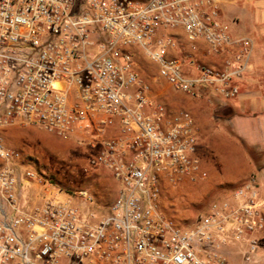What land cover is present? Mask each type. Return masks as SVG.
<instances>
[{
	"label": "built area",
	"instance_id": "obj_1",
	"mask_svg": "<svg viewBox=\"0 0 264 264\" xmlns=\"http://www.w3.org/2000/svg\"><path fill=\"white\" fill-rule=\"evenodd\" d=\"M225 1L0 0V131L76 136L98 148L118 185L97 213L85 190L73 199L15 164L20 154L0 132V264H232L231 249L239 264H257L264 216L254 177L191 224L162 212L163 188L199 170L197 128L188 111L152 97L135 60L173 91L234 98L250 44L227 31ZM174 30L226 54L223 66L175 54Z\"/></svg>",
	"mask_w": 264,
	"mask_h": 264
},
{
	"label": "crops",
	"instance_id": "obj_2",
	"mask_svg": "<svg viewBox=\"0 0 264 264\" xmlns=\"http://www.w3.org/2000/svg\"><path fill=\"white\" fill-rule=\"evenodd\" d=\"M221 19L233 38H245L250 44L246 67L236 78L237 96L223 99L208 89L191 97L173 91L156 74L150 76L155 80L150 84L152 97L171 109L188 111L197 128L194 156L199 170L192 181L186 180L177 187L165 186L161 202H168L172 207L179 203L174 202L178 195L193 203L210 202L208 210L211 203L230 198L232 191L254 177L264 216V0H226ZM172 33L178 37L175 54L185 52L200 64L223 66L226 54H206L202 42H186L181 30ZM235 51L232 48L231 52ZM15 127L0 131L8 147L18 145L15 134L20 130ZM36 189L32 186L30 190L33 198L37 196ZM257 237L264 246V228ZM230 252L235 264H239L234 255L236 251ZM256 261L264 264V248L258 251Z\"/></svg>",
	"mask_w": 264,
	"mask_h": 264
},
{
	"label": "rangeland",
	"instance_id": "obj_3",
	"mask_svg": "<svg viewBox=\"0 0 264 264\" xmlns=\"http://www.w3.org/2000/svg\"><path fill=\"white\" fill-rule=\"evenodd\" d=\"M135 60L139 75L147 83L154 84L155 80L150 76L156 74V68L142 55H138ZM15 128L20 130L15 134L18 145L9 147L20 154V159L15 164L33 170L49 189L59 191L73 199L77 191L85 190L92 198L89 204L91 209L97 213L107 211L116 196L118 185L98 164V148L85 145L82 139L76 136H58L36 127ZM165 189L167 187H164ZM177 201L179 203L172 207L168 206V202H161V210L167 217L187 225L206 213L210 203H193L178 195L174 198V202ZM263 248L264 246L260 244L259 250ZM233 258V256L229 258L232 264L236 262Z\"/></svg>",
	"mask_w": 264,
	"mask_h": 264
}]
</instances>
